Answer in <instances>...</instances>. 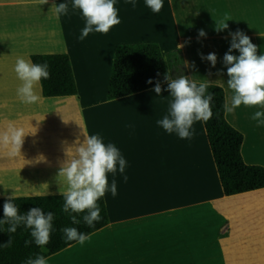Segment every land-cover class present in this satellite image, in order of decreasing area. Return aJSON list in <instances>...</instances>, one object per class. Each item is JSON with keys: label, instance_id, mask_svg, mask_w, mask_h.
I'll return each instance as SVG.
<instances>
[{"label": "crops", "instance_id": "crops-1", "mask_svg": "<svg viewBox=\"0 0 264 264\" xmlns=\"http://www.w3.org/2000/svg\"><path fill=\"white\" fill-rule=\"evenodd\" d=\"M53 2L69 5L68 14L59 21L49 12ZM184 2L191 7L197 4L196 0H163L161 11L153 13L145 0H135V8L129 0H116L121 23L107 34L92 32L81 41L85 21L79 11L73 12L72 0H49L44 5L37 0H0V41L7 45L5 49L15 47L27 59L32 52L68 53L78 86L74 95L46 97L38 90L41 100L31 105L20 102L16 89L0 90V133L13 125L25 135L15 156L0 144V196L61 194L65 185L59 169L67 156L75 154L76 143L85 134H99L127 162L123 174L118 165L114 176L108 174L105 199L110 221L89 233L83 244L75 242L45 257L48 264H184L185 259H200L201 245L222 264H264V186L226 194L204 122L194 123L193 135L187 139L157 124L169 109L165 81L160 95L153 85L108 97L117 45L157 41L164 54L181 46L186 76L223 85L230 103L233 92L227 85L223 57L231 46V34L237 31L250 38L258 55L264 54V0H223L224 18L214 17L213 28L204 31L205 36L195 26L186 28V21L175 15L174 5L183 7ZM203 7L218 10L207 3ZM217 22L228 27L218 31ZM149 26L161 32L175 28V44L164 49L159 37H145ZM92 45L101 51L109 48L111 53L102 90L95 82L101 76L95 68L101 64L93 60L95 53L88 52ZM209 53L217 56L215 67L206 59ZM231 54L239 52L233 49ZM256 111L264 108L241 105L225 116L243 133L244 160L264 165V124L251 118Z\"/></svg>", "mask_w": 264, "mask_h": 264}, {"label": "clouds", "instance_id": "clouds-1", "mask_svg": "<svg viewBox=\"0 0 264 264\" xmlns=\"http://www.w3.org/2000/svg\"><path fill=\"white\" fill-rule=\"evenodd\" d=\"M39 5H44L49 0H37ZM132 7H136L135 0H129ZM146 6L153 13H159L163 8V0H145ZM116 0H72L73 12L79 11L85 21L79 39L84 40L90 33L96 32L107 34L111 28L121 23L118 9L115 7ZM49 12L54 14V19L59 21L62 15H67L69 5L67 3L56 4L53 2ZM227 15V14H226ZM53 19V16H49ZM227 23L217 26V30L226 29ZM58 28L54 25L53 30ZM205 36L203 30L199 33ZM233 39L228 52L223 57V62L227 66V85L232 90L230 103L224 104V111L231 113L241 105L245 107L264 108V54H257V46L244 33L237 31L231 34ZM238 41V42H237ZM180 46V45H179ZM181 47V46H180ZM238 50L239 55H233L232 50ZM204 58V57H202ZM206 59L215 67L217 56L209 53ZM13 71L17 79L21 82L16 89L17 98L21 103L31 105L38 103L41 96L38 90H42V80L50 77L48 65L33 63L31 59L18 57L15 60ZM165 82L170 93L168 114L157 121V124L169 134L176 133L179 138L187 139L193 135L191 131L194 123L207 122L212 118L211 102L213 95H205L208 83H197L187 76L171 78L165 74ZM152 83L151 80L148 81ZM164 89L158 81L153 91L160 95ZM264 112L256 111L251 117L253 120L264 124ZM24 133L13 125H9L7 130L0 133V144L8 148L9 156L20 153L23 143ZM126 160L122 157L119 149L111 144H105L99 134H85L82 142L77 141L75 154L67 156L61 164L58 177L65 185L61 189L64 198L63 211L69 213L73 224H80L77 215H83V222L88 227H93L95 222L101 219L98 201L109 191L108 174L113 176L117 172L123 174L126 168ZM127 180V177H124ZM110 191L114 197L117 194V183L113 179ZM14 194L7 198L3 204V219L0 225H9L8 233H15L17 227L24 225L30 229V235L34 243L43 248L50 242L53 229L54 214H45L39 207H33L25 214L21 215L20 210L14 201ZM75 213L77 215H71ZM63 238L68 241H77L83 244L87 239V234L81 233L76 227H64L61 229ZM32 241H26V245ZM11 238L0 247H10ZM26 264H48L43 255L29 258Z\"/></svg>", "mask_w": 264, "mask_h": 264}, {"label": "trees", "instance_id": "trees-1", "mask_svg": "<svg viewBox=\"0 0 264 264\" xmlns=\"http://www.w3.org/2000/svg\"><path fill=\"white\" fill-rule=\"evenodd\" d=\"M30 57L33 63L47 64L50 77L42 80L44 96L74 95L78 86L74 75L71 57L68 53H43L32 52ZM173 78L186 76L188 69L182 48H175L163 53L157 41L123 42L116 47L108 97L114 98L153 86L156 82H163L165 74ZM152 83L149 84L148 81ZM197 85L205 82H196ZM209 87L205 95L212 94V118L204 122L207 137L213 150L218 171L226 194L237 193L245 190L264 186V165L247 163L244 160L240 145L243 133L233 126L226 118L224 104L226 103L223 85L206 82ZM10 196H0V219H3V204ZM12 201L17 205L23 215L33 207H39L45 214H54L53 229L50 242L43 248L37 246L30 235V229L24 225L17 227L15 233H8L9 225H0V244L12 240L10 247H0V264H26L29 258L37 255L47 257L63 248L77 242L63 238L61 231L64 227H76L79 232L89 234L106 225L110 215L105 195L98 201L101 219L93 227H88L83 222V215H77L81 223L76 225L71 221L69 213L63 211L64 198L61 194L47 195H15ZM26 241H32L26 245Z\"/></svg>", "mask_w": 264, "mask_h": 264}, {"label": "rangeland", "instance_id": "rangeland-1", "mask_svg": "<svg viewBox=\"0 0 264 264\" xmlns=\"http://www.w3.org/2000/svg\"><path fill=\"white\" fill-rule=\"evenodd\" d=\"M197 3L194 7L188 6L185 4L182 7V5H180L179 3H177L176 5H174V11H175V15H179L180 18H182L183 20H185V27L189 28V26H195L196 31H206V30H211L213 28V18L215 17L217 19V21L220 20L222 21L224 18V14L225 11L223 9V0H196ZM207 3V5H216L218 6V10H216L215 12L213 11V9H209L207 7H203V4ZM200 9V10H199ZM166 10V7H165ZM207 11L212 12L211 16L207 15L205 16L207 13ZM170 12V8L168 6V14ZM196 15L197 19L195 18V22L193 21V15ZM216 15V16H215ZM231 15V14H230ZM178 16V17H179ZM179 18V19H180ZM198 18L200 20H198ZM205 18L207 19V21L205 22ZM234 19V18H233ZM235 19H239L237 16L235 17ZM191 20V21H189ZM194 24H193V23ZM180 27L182 26V22L180 21ZM219 25H222L223 22L219 23L217 22ZM216 24V25H218ZM150 28V34L148 33L147 36L145 37H159L161 39L163 48H167L169 46H171L172 44H175L176 41V34H175V28H170L168 30V27L164 30V32H161L159 30H156L155 28H153V26H149ZM159 31V32H157ZM119 36H116V39H118ZM111 44H109L110 46H112V42H110ZM6 44L2 43V41H0V90H10V89H17V87L20 85V81L17 79L16 74L13 71V67L15 64V60L18 57H24L27 59V56L25 54V52H21V51H17L13 48L15 47H10L9 50H6ZM92 48L88 51L89 53H95L96 55L93 57V60H98L97 64H101L99 67H96L95 69L97 71H99L100 75L99 77H97V79H95V82L97 83V89L98 90H102V88H104V80H102V77L104 78V75L106 74L107 70H108V61L110 60V49L106 48L103 49L104 51H101V49L99 47H96L94 45L91 46ZM93 49V50H92ZM109 49V50H108ZM101 51V52H100ZM112 51V50H111ZM102 53L100 55V53ZM205 245H204V249L203 246L201 245V253H200V259L199 260H184V264H222V259L216 257L215 253L213 252H206L205 251ZM205 251V252H203Z\"/></svg>", "mask_w": 264, "mask_h": 264}]
</instances>
